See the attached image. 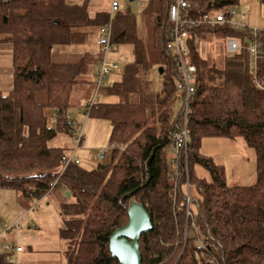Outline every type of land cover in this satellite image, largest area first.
Returning <instances> with one entry per match:
<instances>
[{"label": "trees", "instance_id": "1", "mask_svg": "<svg viewBox=\"0 0 264 264\" xmlns=\"http://www.w3.org/2000/svg\"><path fill=\"white\" fill-rule=\"evenodd\" d=\"M196 1L203 13H225L239 0ZM169 4L149 1L145 38L138 37L130 11L115 15L112 43L132 44L135 59L123 68L121 81L104 89L116 101L86 103L84 108L89 117L110 121L111 155L91 168L80 162L63 170L62 157L71 149L50 142L59 133L77 135L69 110L77 106L74 97L91 75L93 57L84 52L74 55L75 60L55 61L53 56L59 46L87 44L88 28L99 31L109 13L91 17L87 3L69 5L65 0H0V43L11 47L13 66V88L0 92V188L35 199L56 187L70 192L61 205V236L70 243L67 264H120L112 256L110 239L127 224L133 200L147 208L153 223L139 240L142 264H264V30L255 34L221 24L190 31V60L198 74L186 165L185 155L167 150L181 100L177 66L165 49L172 27ZM214 35L225 40L219 63L205 58L194 43L196 37ZM229 38L241 43L232 54ZM252 41L261 47L256 61L247 48ZM156 65L164 68L157 92L148 80ZM210 136L240 138L254 150V183L228 182L225 167L201 151L202 139ZM199 167L208 177L199 174ZM188 178L198 202L191 204L187 220ZM8 254H0V264H9Z\"/></svg>", "mask_w": 264, "mask_h": 264}, {"label": "rangeland", "instance_id": "2", "mask_svg": "<svg viewBox=\"0 0 264 264\" xmlns=\"http://www.w3.org/2000/svg\"><path fill=\"white\" fill-rule=\"evenodd\" d=\"M122 3L126 0H120ZM131 12L139 13L140 6L138 2L128 4ZM228 9H234L236 15L234 20L247 24L251 28L264 30V0H239L234 6ZM213 13H215L213 11ZM98 27H89L88 31L92 32L89 36L92 43L83 45L86 50L95 53L100 47L94 40ZM220 35H214L209 39L202 40L201 54L210 60H221V42ZM75 46V45H73ZM79 46V45H76ZM66 48L72 47L65 45ZM113 50L108 55L109 61H115L119 64V68L114 70L108 75L105 81V87L112 85L116 81L121 80L122 69L124 66L133 60V53L128 43L118 44L113 46ZM3 55L0 56V67L3 73H0V79L3 81L6 77L7 68H11V56L6 55V51H2ZM75 53H79L75 51ZM90 53V54H92ZM55 61H71L76 57L73 55L68 57L59 58L54 54ZM160 66V65H159ZM154 67V74L156 77L152 79V85L155 90L162 87L161 73ZM98 67V65H96ZM153 71V70H152ZM96 75V74H95ZM94 75V78H95ZM93 76L87 75V80L84 84L78 86V92L74 97L77 104L89 103V100L95 97L96 89L95 83H90L89 80ZM94 86V87H93ZM104 89L100 90L96 95L97 101H116L115 96L104 94ZM39 100H45V94H40ZM76 104V105H77ZM182 101L176 104V113L181 108ZM69 115L72 117L75 125V131H82L84 134L83 146L76 150V156L80 158L82 165L85 168H91L99 161H108L111 155L110 133L111 123L109 120L101 119L94 116H88L84 109L74 106L69 110ZM75 138V137H74ZM74 138L67 133H59L51 142V146H61L66 149L75 147ZM243 142L242 139H238ZM235 140L228 137L210 136L205 137L201 141V151L213 158L218 164H223L229 181L231 183H246V185L256 181V161L254 158V150L245 145V150L252 154V161L246 158L244 161L243 156H236L234 153ZM230 148V149H228ZM171 153L170 147L167 149ZM236 151V150H235ZM70 152V151H69ZM68 152V153H69ZM103 152L105 158L101 159L100 154ZM244 154L243 152H241ZM247 156V155H246ZM186 165L188 162V153L185 155ZM201 176L208 177V173L202 167L198 168ZM60 179V176L57 177ZM189 178L184 184L185 196L188 190H192L194 198L197 194L195 186L190 184ZM66 194V193H65ZM198 195V194H197ZM64 191L61 187H56L55 191L49 195H45L39 199L26 196L23 192L16 189H1L0 188V253L4 252L2 242L15 243L22 245L24 252L21 253V258H18V264H67V253L70 248L68 240L61 236V226L63 227L61 218V198L64 199ZM24 211L23 215L19 214ZM65 221V218H64ZM63 221V222H64ZM17 225L16 227H13ZM187 232V229H185ZM186 234V233H185Z\"/></svg>", "mask_w": 264, "mask_h": 264}, {"label": "built area", "instance_id": "3", "mask_svg": "<svg viewBox=\"0 0 264 264\" xmlns=\"http://www.w3.org/2000/svg\"><path fill=\"white\" fill-rule=\"evenodd\" d=\"M139 2L142 6H147L150 0H130ZM120 2L118 0H112L109 19L101 25L99 28V36L97 43L100 46V69L95 75V97L91 99L88 105H93L97 101L96 95L100 90L105 88V81L108 75L114 70L119 68V64L115 61H109L108 55L114 49L112 43L113 36V24L114 17L120 11ZM236 15L234 9H230L227 12H215L213 11L203 13L199 8V4L196 0H170L168 7V16L172 23L171 30L167 36V42L165 49L170 57L174 60L177 66L176 87L178 90L177 95L183 101L180 108L179 115L177 116L178 124L176 130L170 133V139L172 140V148L175 156L181 157L187 155L190 142V132L188 129L189 116L192 112L191 101L196 93V79L198 74L197 65L190 60V48L188 44V37L190 31L202 26V25H221L229 24L230 26L238 29H251L253 33L257 34L260 30L251 28L247 24L234 20ZM202 40L199 37L194 39V43L197 45V50L201 52ZM241 48V43L235 38H229L227 40V50L229 53H235ZM251 56L256 61L261 53L260 45L252 41L247 46ZM84 134L82 131L78 132L74 138L75 147L66 153L62 157L63 170L69 164H79L80 158L76 156V150L83 146ZM105 154L101 152V159ZM178 176L177 171H174ZM59 176V175H58ZM58 178L50 183L51 189H53L58 183ZM190 186V184L188 183ZM187 204V220L191 216L190 206L193 202H198L197 198H194L190 189L185 197ZM14 225L13 227H16ZM195 227V226H194ZM0 233V238H1ZM2 247L8 252L7 261L9 264H18V254L23 250L18 244L2 242Z\"/></svg>", "mask_w": 264, "mask_h": 264}, {"label": "crops", "instance_id": "4", "mask_svg": "<svg viewBox=\"0 0 264 264\" xmlns=\"http://www.w3.org/2000/svg\"><path fill=\"white\" fill-rule=\"evenodd\" d=\"M65 1L69 5H82L84 3H87L91 17H94L98 12L105 11V12H108L109 13L110 12V7H111V2H112V0H65ZM118 1L120 2V9H121L118 13H120V12L121 13H125L127 11H130L131 12L130 7H129L128 4L132 3V1L126 0L127 2H125V3H122L120 0H118ZM133 2H136V1H133ZM138 4L140 6V12L139 13H134V12L132 13L131 12V13L136 18L138 37L139 38H145V37H147V19H146L145 15H144V9L146 7L145 6H142L139 2H138ZM98 34H99V31H97V33L95 34V37H94L95 38L94 40L96 41V44H98L97 43V39H98V36H99ZM90 40H92V39L89 38L88 41H87V44L89 42L92 43ZM129 45H130V47L132 49L133 60L131 62L127 63V64L132 63L134 61V59H135V54H134L133 46H132V44H129ZM71 46L72 47H70V48H66L65 45L59 46L57 48L58 50H57L56 56H58L59 58H62V57H68V56H71V55L74 56V55H77V54H82L84 52L92 53L88 49L86 50V48L83 45H79V46H76V45L73 46V45H71ZM2 51H6V55L11 56V59H12V50H11V47L8 44L0 43V56L3 55ZM75 51H78L79 53H75ZM100 53L101 52H100V50L98 48V50L95 53H92L91 54L92 57H93V64H92V67H91V73L90 74H91V76H93V78H94V75L96 74V72L100 68ZM96 65H98V67H96ZM3 70L4 69L2 67H0V73H3ZM153 72H154V69H153V71L150 72V74L148 76V80L151 82V88L153 89V91H156L157 92V91H160L161 89L155 90L154 87H153V85H152V79L151 78L156 77V74H154ZM122 73H123V69H122ZM121 79H122V75H121ZM116 82H119V81H116ZM12 88H13V66H11V68H7L5 79L3 81H1V79H0V92H2V93H9L12 90ZM77 93H79V92L77 91ZM111 96H115V95H111ZM115 97L117 98V96H115ZM106 101H109V100H106ZM77 106L80 107L81 109H84L85 108L84 103L77 104ZM233 140H235L234 153L236 154V156H239V157L240 156H243L244 157V161H245L246 158H249L251 160L252 159V154L250 152H247L245 150V148H244L245 145H246L245 142L244 141L243 142H239L238 139H233ZM170 149H171V155H172V153H174L172 146H170ZM228 149H230V148H228ZM241 152H243L244 154H242ZM104 158H105V156H104ZM253 159L256 161L255 152H254V158ZM227 177H228V175H227ZM228 182L230 184H243V183H231L229 181V178H228ZM244 184H246V183H244ZM54 191H55V189L51 193H53ZM65 193H66L67 196H69V194H67V191L64 192V194ZM47 195H49V194H47ZM67 201H68V199L66 197H64V199L61 198L60 203L62 205L64 203H66ZM23 214H24V211H22L19 214V216L20 215H23ZM61 218H62V223H64L63 221H64L65 216L62 213H61ZM61 228H62V226H61ZM20 246L22 247L21 244H20ZM4 252H6V250H4ZM22 252H24V248L18 254V258L21 256V253Z\"/></svg>", "mask_w": 264, "mask_h": 264}, {"label": "water", "instance_id": "5", "mask_svg": "<svg viewBox=\"0 0 264 264\" xmlns=\"http://www.w3.org/2000/svg\"><path fill=\"white\" fill-rule=\"evenodd\" d=\"M164 68L159 67L160 73ZM70 195V192L67 191ZM129 220L126 225L116 229L111 235L110 250L113 257H117L120 264H142L143 256L140 250V238L144 232L153 228L150 213L138 201H131Z\"/></svg>", "mask_w": 264, "mask_h": 264}]
</instances>
